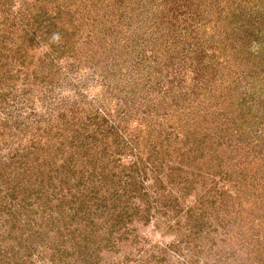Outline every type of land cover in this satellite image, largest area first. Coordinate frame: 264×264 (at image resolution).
Instances as JSON below:
<instances>
[{"label": "rangeland", "instance_id": "374dc122", "mask_svg": "<svg viewBox=\"0 0 264 264\" xmlns=\"http://www.w3.org/2000/svg\"><path fill=\"white\" fill-rule=\"evenodd\" d=\"M0 264H264V0H0Z\"/></svg>", "mask_w": 264, "mask_h": 264}, {"label": "trees", "instance_id": "16d2710c", "mask_svg": "<svg viewBox=\"0 0 264 264\" xmlns=\"http://www.w3.org/2000/svg\"><path fill=\"white\" fill-rule=\"evenodd\" d=\"M94 4H95V3H94ZM255 34H256V33H255ZM258 36H259V35H257V36L255 37V38H256V40H257ZM253 37H254V36H253ZM250 39H251V40H250V41H251L250 45H251V44L253 43V41H252V40H254V39H252V38H250Z\"/></svg>", "mask_w": 264, "mask_h": 264}, {"label": "clouds", "instance_id": "9594fccd", "mask_svg": "<svg viewBox=\"0 0 264 264\" xmlns=\"http://www.w3.org/2000/svg\"><path fill=\"white\" fill-rule=\"evenodd\" d=\"M55 39H59V37L58 36H56V37H54Z\"/></svg>", "mask_w": 264, "mask_h": 264}]
</instances>
